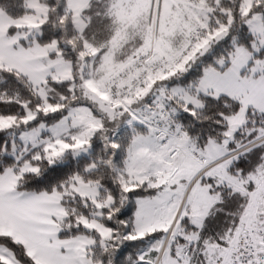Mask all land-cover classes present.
Segmentation results:
<instances>
[{
  "label": "snow or ice",
  "instance_id": "1",
  "mask_svg": "<svg viewBox=\"0 0 264 264\" xmlns=\"http://www.w3.org/2000/svg\"><path fill=\"white\" fill-rule=\"evenodd\" d=\"M0 264H264V0H0Z\"/></svg>",
  "mask_w": 264,
  "mask_h": 264
}]
</instances>
